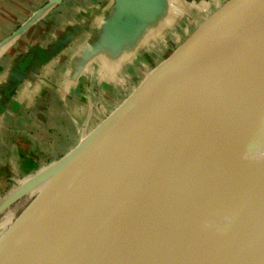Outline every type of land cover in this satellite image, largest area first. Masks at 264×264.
<instances>
[{
	"label": "water",
	"instance_id": "1",
	"mask_svg": "<svg viewBox=\"0 0 264 264\" xmlns=\"http://www.w3.org/2000/svg\"><path fill=\"white\" fill-rule=\"evenodd\" d=\"M136 18L128 5L122 29L134 32ZM262 22L264 0H232L197 29L45 177L0 264H65L136 190H147L143 202L97 264H212L264 194V55L244 44ZM198 81L202 94L189 95ZM169 137L164 175L136 178ZM241 264H264V236Z\"/></svg>",
	"mask_w": 264,
	"mask_h": 264
},
{
	"label": "crops",
	"instance_id": "2",
	"mask_svg": "<svg viewBox=\"0 0 264 264\" xmlns=\"http://www.w3.org/2000/svg\"><path fill=\"white\" fill-rule=\"evenodd\" d=\"M191 2L0 0V201L138 90L174 52L157 62L183 37L176 16ZM128 5L138 12L132 33L122 29Z\"/></svg>",
	"mask_w": 264,
	"mask_h": 264
},
{
	"label": "bare ground",
	"instance_id": "3",
	"mask_svg": "<svg viewBox=\"0 0 264 264\" xmlns=\"http://www.w3.org/2000/svg\"><path fill=\"white\" fill-rule=\"evenodd\" d=\"M244 44L249 45L247 50L256 55H264V22L250 33ZM259 47H257V46ZM201 81L191 85L188 94L192 96L201 95ZM264 140V126L261 130ZM174 138L169 137L158 145V156L153 162H149L144 168L136 169V178H154L163 176L168 161L175 152ZM250 170V168H248ZM238 183H241L247 176L242 175ZM23 187L19 186L18 191ZM238 186L235 187V190ZM147 190H136L130 192L122 203L114 207L111 212L102 217L95 229L86 238L76 255L69 259L65 264H97L103 254L109 248L111 241L128 223L130 218L140 207ZM229 206H227L228 208ZM207 226L208 222L199 224ZM264 236V194L255 203L244 227L236 234L218 254L212 264H241L249 258L256 250L259 242Z\"/></svg>",
	"mask_w": 264,
	"mask_h": 264
},
{
	"label": "rangeland",
	"instance_id": "4",
	"mask_svg": "<svg viewBox=\"0 0 264 264\" xmlns=\"http://www.w3.org/2000/svg\"><path fill=\"white\" fill-rule=\"evenodd\" d=\"M230 1L232 0H197L198 3L191 2L192 7L190 8H179V12L176 16V26H178L179 30L177 31V34L179 35L176 36L183 37L176 39V42H166L168 50H166L165 55L163 56V58H161V60L156 59L157 62L162 61L164 58L168 57L173 51H175L186 41L185 39L188 38L190 34L195 32L197 29H200V27L204 26L208 22V20H210L211 17L214 16L219 9H221V7H223ZM186 7H189V5H186ZM160 54H162V52ZM82 138L83 139L78 138L77 141H80L79 143H81L82 141H84V139H86V137ZM79 145L80 144H78L75 148H77ZM64 157L65 156H61V158H57L53 163L48 164L43 168L29 170L26 173L22 172L20 175L21 178L16 181V184L8 186L10 192L9 194L7 193L5 195L4 200L0 201V206L4 202L9 200V198H11L13 194L18 192L19 186L25 187L29 186V184L34 185L20 198V200H18L14 205L0 214V245L3 243L13 226L17 223L20 216L37 198V196L45 188V186H47L49 181H46L45 177L52 173V171L58 166V164Z\"/></svg>",
	"mask_w": 264,
	"mask_h": 264
}]
</instances>
